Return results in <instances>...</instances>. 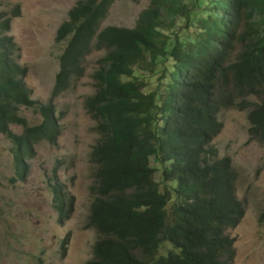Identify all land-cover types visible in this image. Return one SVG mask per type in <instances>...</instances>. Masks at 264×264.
Instances as JSON below:
<instances>
[{
    "label": "trees",
    "instance_id": "1",
    "mask_svg": "<svg viewBox=\"0 0 264 264\" xmlns=\"http://www.w3.org/2000/svg\"><path fill=\"white\" fill-rule=\"evenodd\" d=\"M115 1L76 0L55 29L56 41L66 44L51 97L76 86L92 50H105L94 74L97 89L85 99L100 134L90 156L100 166L88 188L86 224L96 237L86 264H231L226 229L239 222L245 204L235 195L229 157L218 156L211 137L219 126L215 115L235 107L264 141V0H191L190 6L148 0L134 25L100 26ZM18 15V4L0 9V133L11 139L17 167L33 143L52 142L58 132L50 104L39 106L37 124L17 114L36 102L8 33ZM185 32L192 39L186 47ZM161 52L151 86L140 79L141 62ZM150 158L161 166V184ZM53 189L60 210L63 196ZM161 240L172 247L157 254Z\"/></svg>",
    "mask_w": 264,
    "mask_h": 264
},
{
    "label": "rangeland",
    "instance_id": "2",
    "mask_svg": "<svg viewBox=\"0 0 264 264\" xmlns=\"http://www.w3.org/2000/svg\"><path fill=\"white\" fill-rule=\"evenodd\" d=\"M75 2L0 0L2 10L19 6V15L11 19L8 32L19 47V62L26 66L25 86L36 101L31 107L19 106L17 114L27 125L37 124L39 106L50 104L58 123L54 140L33 143L31 154L24 156L19 167L14 162L11 139L0 133V264H86L92 255L96 231L86 224V216L91 198L88 188L100 166L90 157L91 150L100 134L85 99L97 89L94 74L105 50H92L76 86L51 97L57 56L66 44V39L56 41L55 28ZM183 2L192 4L191 0ZM147 4L148 0H116L100 26H132ZM189 33L182 35L184 47L192 42L186 37ZM163 55L161 52L155 61L141 62V80L155 85ZM215 119L219 126L211 144L218 156L229 157L236 173L235 195L245 204L239 222L226 229L233 238L231 264H264V141L251 134L245 111L231 107L219 111ZM9 129L15 134L22 131L14 124ZM149 163L156 170L154 180L161 184V166L152 158ZM54 186L63 196L60 210L55 206ZM165 207L169 211L171 201ZM60 212L65 215L61 219ZM169 247V241L161 240L157 254Z\"/></svg>",
    "mask_w": 264,
    "mask_h": 264
},
{
    "label": "clouds",
    "instance_id": "3",
    "mask_svg": "<svg viewBox=\"0 0 264 264\" xmlns=\"http://www.w3.org/2000/svg\"><path fill=\"white\" fill-rule=\"evenodd\" d=\"M67 12H68V11H67ZM64 20H65V19H64ZM57 26H58V25H57ZM103 26H104V25H103ZM55 29H56V28H55ZM8 33H9V32H8ZM9 35H10V34H9ZM62 40H64V39H62ZM14 42H15V41H14ZM90 53H91V52H90ZM54 75H55V74H54ZM53 79H54V78H53ZM52 84H53V83H52ZM92 184H93V183H92ZM92 184H91V185H92ZM91 185H90V186H91ZM90 195H91V193H90ZM91 200H92V195H91L90 201H89V203H88V206H90V204H91ZM88 211H89V208H88ZM62 216H65V215H62ZM62 216H60L59 219H61Z\"/></svg>",
    "mask_w": 264,
    "mask_h": 264
}]
</instances>
